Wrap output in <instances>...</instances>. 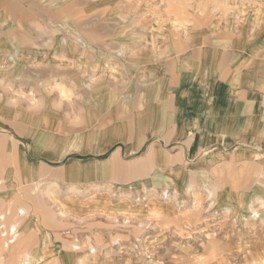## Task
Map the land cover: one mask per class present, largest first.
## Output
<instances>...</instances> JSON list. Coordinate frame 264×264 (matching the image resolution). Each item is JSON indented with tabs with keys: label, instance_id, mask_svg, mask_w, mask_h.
I'll return each instance as SVG.
<instances>
[{
	"label": "crops",
	"instance_id": "0c3cea01",
	"mask_svg": "<svg viewBox=\"0 0 264 264\" xmlns=\"http://www.w3.org/2000/svg\"><path fill=\"white\" fill-rule=\"evenodd\" d=\"M31 115H87L101 131L99 155L51 165L150 162V182L117 187L131 206L167 189L220 210L225 195L243 216L264 195V0H0L1 204L40 178L19 133Z\"/></svg>",
	"mask_w": 264,
	"mask_h": 264
},
{
	"label": "rangeland",
	"instance_id": "374dc122",
	"mask_svg": "<svg viewBox=\"0 0 264 264\" xmlns=\"http://www.w3.org/2000/svg\"><path fill=\"white\" fill-rule=\"evenodd\" d=\"M29 122L33 130L19 133L27 136L25 149L38 162L34 171L40 178L20 184L10 200L0 203V215H5L0 219V264H26L27 259L31 264H213L222 256L230 264H264V209L259 207L264 195L256 205L248 202L243 216L232 214L239 206L225 195L220 203H229L228 211L218 208L212 194L185 197L167 189L160 199L147 189L131 206L117 187L150 182V162L112 158L103 165L75 158L54 166L47 161L99 155L101 131L88 129L87 115H31ZM168 175L159 172L158 184L167 186ZM103 186L115 196L97 193ZM13 199L27 214L12 243L14 236L3 233L18 222L9 210ZM97 207L101 210H93ZM251 208L260 214L251 215ZM239 218L253 220V226L231 224ZM241 230H248V236Z\"/></svg>",
	"mask_w": 264,
	"mask_h": 264
},
{
	"label": "bare ground",
	"instance_id": "6f19581e",
	"mask_svg": "<svg viewBox=\"0 0 264 264\" xmlns=\"http://www.w3.org/2000/svg\"><path fill=\"white\" fill-rule=\"evenodd\" d=\"M261 200H263L264 201V198H262ZM16 201H18V200H15V201H13L12 202V205H10V209L9 210H12L11 211V217H13L14 218V220L15 221H18V222H16V223H13V225H11L10 227H9V230L7 231V232H5V233H3V236L4 235H7L8 233L11 235V237L12 236H14V237H12V239H11V242L13 243L14 241H15V237H18V235H19V224L22 222V221H24L23 219H24V216H26V214H27V210L25 209V207H19L18 205H17V202ZM253 210H254V208H251V210H250V214L252 215V212H253ZM260 214V213H259ZM29 216V215H28ZM0 219H5V215L4 214H2V215H0ZM21 226V225H20ZM21 232V231H20ZM9 243V242H8ZM33 258V257H32ZM27 263L26 264H31L30 263V261H31V259H27V260H25ZM24 261V262H25ZM43 262V261H42ZM21 264H23V263H21Z\"/></svg>",
	"mask_w": 264,
	"mask_h": 264
},
{
	"label": "clouds",
	"instance_id": "9594fccd",
	"mask_svg": "<svg viewBox=\"0 0 264 264\" xmlns=\"http://www.w3.org/2000/svg\"><path fill=\"white\" fill-rule=\"evenodd\" d=\"M58 87H59V85H58ZM13 103H15V101ZM259 207H260V209H264V203H261ZM252 214H253V216L259 215V209H254Z\"/></svg>",
	"mask_w": 264,
	"mask_h": 264
}]
</instances>
